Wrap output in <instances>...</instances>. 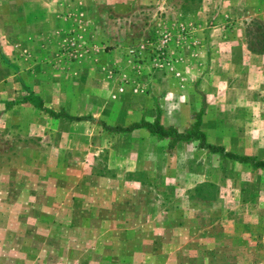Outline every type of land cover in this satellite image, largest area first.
Returning <instances> with one entry per match:
<instances>
[{"label":"rangeland","instance_id":"rangeland-1","mask_svg":"<svg viewBox=\"0 0 264 264\" xmlns=\"http://www.w3.org/2000/svg\"><path fill=\"white\" fill-rule=\"evenodd\" d=\"M157 105L264 159V0H0V264H264V169L97 122Z\"/></svg>","mask_w":264,"mask_h":264},{"label":"trees","instance_id":"trees-1","mask_svg":"<svg viewBox=\"0 0 264 264\" xmlns=\"http://www.w3.org/2000/svg\"><path fill=\"white\" fill-rule=\"evenodd\" d=\"M20 102H30L34 107L54 118H64L75 122L96 121V119L91 115H72L64 109H59L56 111L52 108L46 107L42 98L32 92H29L27 95L23 96ZM203 112L204 109L201 108L200 111L195 115L192 125L183 131L178 130L174 126H165L160 122V109L158 105L157 114L153 121L141 118L139 121L132 122L126 126L119 124L108 125L104 121L97 122L104 130L111 133H129L143 128L151 135H155L159 139H168L169 141L167 146L169 149L174 148L179 143L197 141L199 148L205 149L210 153L218 154L223 158H228L241 164H248L253 168L264 169V159H259L253 155L238 154L232 151H227L221 145L208 142L205 132L200 128L202 122L201 116Z\"/></svg>","mask_w":264,"mask_h":264}]
</instances>
